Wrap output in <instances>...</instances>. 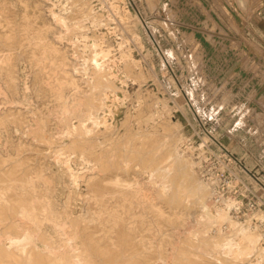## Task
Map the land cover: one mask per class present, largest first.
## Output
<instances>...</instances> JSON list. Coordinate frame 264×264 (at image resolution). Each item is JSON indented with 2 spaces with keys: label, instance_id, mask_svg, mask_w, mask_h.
Here are the masks:
<instances>
[{
  "label": "bare ground",
  "instance_id": "obj_1",
  "mask_svg": "<svg viewBox=\"0 0 264 264\" xmlns=\"http://www.w3.org/2000/svg\"><path fill=\"white\" fill-rule=\"evenodd\" d=\"M6 11L7 0H0V141L4 129L14 121L16 129L40 144H70L72 154L91 162V175L76 174L72 162L60 161L59 152L55 164L64 167H34L29 160L23 161L22 155L29 151L24 142L7 148V156L0 151L1 264L4 259L9 261L7 264H96L94 257L101 256V240L105 239L111 241V250L117 253L110 264H154L155 254L163 264H178L179 258H186L193 250L214 257L216 264H238L240 260L264 264V219L256 216L262 211L241 221L231 213L233 202L224 206L209 204L211 186L198 175L193 159L177 156L171 138L159 146L155 131L121 135L109 123L120 116L125 76L137 66L133 58L125 53L111 56L112 52L92 37L81 56L74 40L68 47L57 46V41L29 21L22 26L21 35L10 36L15 25ZM50 13L64 35L79 36L78 23L67 22L75 20L74 16L65 18L53 10ZM91 23L98 21L91 17ZM107 32L112 34V28L108 27ZM91 48V56L85 55ZM202 58L197 49L191 52L190 63L199 73L204 69ZM32 72L36 74L34 90H45L47 96L55 98L54 109L48 115L34 114L30 118L3 115L2 100L5 105L23 104L18 98L22 90L31 88ZM152 121L149 117L146 125H152ZM137 136L153 140L152 149L145 142L141 149ZM160 147L168 165H160ZM131 160H142L146 168H152L154 173L148 182L124 179V166ZM82 183L89 208L75 210L73 201L82 196ZM60 184L68 191L66 201L55 194ZM114 199L119 200L122 211L109 210ZM188 199L200 215L194 233L199 241L195 243L190 237L186 242L189 251L185 252L164 229L177 216L175 209L185 208ZM94 227L99 230L88 234ZM212 227L217 229V236L209 238L206 235ZM115 238L120 241L115 242ZM85 239H98V245L91 250ZM177 240L181 244L180 236Z\"/></svg>",
  "mask_w": 264,
  "mask_h": 264
},
{
  "label": "rangeland",
  "instance_id": "obj_2",
  "mask_svg": "<svg viewBox=\"0 0 264 264\" xmlns=\"http://www.w3.org/2000/svg\"><path fill=\"white\" fill-rule=\"evenodd\" d=\"M263 5V0H257V3L254 0L245 3L240 0H7L6 12L16 31L10 36L21 35L22 26L29 21L38 31L57 41V46L68 47L74 40L81 56L85 43L92 37L111 51V56L120 57L125 53L136 61L137 66L125 76V100L120 116L109 122L118 133L148 135L155 131L159 146L171 138L177 156L189 160H194L188 149L189 143L207 142L214 150L226 148L239 156L243 166L264 186V27L260 14ZM26 7L28 11H25ZM52 10L65 18L71 15L76 18L67 22L78 23L77 38L72 34L64 35L66 33L52 18ZM91 17L98 23L92 24ZM108 27L112 28V34L107 32ZM82 34L89 38L85 40L80 36ZM194 49L203 57L201 73L194 71L190 63ZM91 50L88 49L85 55L91 56ZM35 75L29 74L31 88L27 92L22 90L18 98L23 104L5 105L1 101L3 115L12 113L20 117L18 114H23L20 118H30L34 114L48 115L54 109L55 98L47 96L45 90H34ZM149 117L153 118L150 126L145 122ZM16 125L13 121L4 129L0 141L3 156H7V148L24 142L29 151L22 155L23 161L29 160L34 167L47 164L62 168V163L55 164V157L60 154V161L72 162L76 174L91 175V162H83L72 154L68 150L70 144L64 146L59 141L40 144L16 129ZM143 142L150 146L149 150L154 146L153 140L137 139L140 146ZM162 149H158L160 165H168L169 160ZM113 161L115 164L117 159ZM124 167L125 180L148 182L154 173L142 160H131ZM195 170L198 173L196 165ZM62 187L58 185L55 194L66 201L68 191ZM62 190L64 193L60 192ZM80 194L82 196L73 201L72 209L89 208L83 183ZM118 201H111L110 211L122 209ZM185 205V208L175 209L177 216L164 230L174 236L171 240L176 246L180 245L187 252L186 242L190 237L195 243L199 241V236L194 233L199 227L200 215L190 199ZM262 212L256 215L261 221L264 219ZM243 218L240 220L245 221ZM98 228L90 229L88 234ZM216 232L217 229L209 228L206 236H217ZM178 236L181 244L177 242ZM97 240L83 241L92 250L98 245ZM114 241L120 240L115 238ZM101 242L104 249L99 251L101 256L94 257L96 264H110L117 259V253L112 252L110 240ZM261 246L264 247V242ZM156 257V254L152 257L154 264H163ZM213 258L193 250L186 258H179L178 264H216ZM2 261V264L9 262ZM249 262L240 260L238 264Z\"/></svg>",
  "mask_w": 264,
  "mask_h": 264
},
{
  "label": "built area",
  "instance_id": "obj_3",
  "mask_svg": "<svg viewBox=\"0 0 264 264\" xmlns=\"http://www.w3.org/2000/svg\"><path fill=\"white\" fill-rule=\"evenodd\" d=\"M188 149L197 163L198 173L211 186L212 204L224 206L233 202L231 213L237 218L264 210V186L243 166L241 159L226 148L214 150L207 142L189 143Z\"/></svg>",
  "mask_w": 264,
  "mask_h": 264
},
{
  "label": "crops",
  "instance_id": "obj_4",
  "mask_svg": "<svg viewBox=\"0 0 264 264\" xmlns=\"http://www.w3.org/2000/svg\"><path fill=\"white\" fill-rule=\"evenodd\" d=\"M263 3H264V0H263ZM260 14H261V16H262V25H263V27H264V5H263V7L261 8V10H260ZM239 157V156H238ZM239 159H241L240 157H239ZM242 160V159H241Z\"/></svg>",
  "mask_w": 264,
  "mask_h": 264
}]
</instances>
